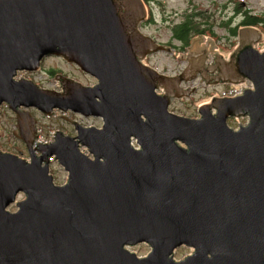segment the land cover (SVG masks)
<instances>
[{"label": "water", "instance_id": "obj_1", "mask_svg": "<svg viewBox=\"0 0 264 264\" xmlns=\"http://www.w3.org/2000/svg\"><path fill=\"white\" fill-rule=\"evenodd\" d=\"M147 20L144 0H0L1 122L6 104L30 156L0 150V264H264L263 33L241 27L229 57L214 53L207 67L195 37L186 68L170 76L144 62L174 52L141 30ZM51 56L96 84L58 74L56 91L15 78ZM198 77L253 87L213 97L198 118L171 112L197 91L181 83ZM31 109L103 125L62 115L77 135L35 146ZM51 157L68 172L62 185ZM142 243L145 256L129 249ZM182 246L193 252L177 260Z\"/></svg>", "mask_w": 264, "mask_h": 264}, {"label": "rangeland", "instance_id": "obj_2", "mask_svg": "<svg viewBox=\"0 0 264 264\" xmlns=\"http://www.w3.org/2000/svg\"><path fill=\"white\" fill-rule=\"evenodd\" d=\"M147 4L149 11V18H153L151 23L149 22L148 27L142 28V31L145 34H148L158 40L163 42L169 41L172 42L175 49L173 53L161 52L152 55L145 62L150 64L152 67L159 70L160 73L167 75H177L186 65L185 62V54L187 50L184 48V45L179 41L174 40V28L185 21L190 13H195L197 15V19L195 21L204 22L203 27H206L209 24V28L211 30V35L204 36L202 41L199 40L197 42L198 47H204V45H209V43H215L217 46L216 51L214 53H221L224 56H228L233 51L234 47V39L230 36L228 29L224 28L222 23H224L225 19L227 21H232L230 24L232 27H237L241 25L242 21H244V17L237 16L233 18L235 14L243 12H248L250 15H256L259 18H264V0H144ZM227 6L224 13L223 7ZM237 9V11H236ZM235 10V14L232 15ZM194 11V12H193ZM243 14V13H242ZM232 20H229L231 19ZM228 26V25H227ZM230 26V25H229ZM240 29V28H239ZM239 31V30H237ZM238 33V32H237ZM191 38L192 40L195 38ZM197 38V37H196ZM191 40V42H192ZM183 46V47H182ZM237 46V45H236ZM235 46V47H236ZM260 50H264V42L261 45ZM56 70L67 72L70 75L74 76L75 79L83 83L84 85H92L91 83L94 81L90 77L86 76V74L81 73L78 69L72 68L66 65L64 62L59 60L55 56L47 57L44 60V64L42 63V71L40 73L36 72L34 74H25L21 73L20 75H24L27 78L34 80L36 83L50 89H57L59 82L56 81V76L61 72L57 73L55 76L48 73L49 70ZM38 73V74H37ZM248 87H253V84L247 80L245 82ZM226 86H219L217 88H213L209 91H205L203 89L198 90L196 94L191 97L189 101L177 102L176 106L172 107V111L187 115L192 117L197 116L199 104L209 99L215 97V95L219 94L223 88ZM6 113L7 121L1 122L0 118V150L12 152L22 156L23 158L29 159V155L25 144L16 139L12 130L15 124V115L12 111L7 110V108L3 109ZM32 114L38 120V127L42 130L41 135L43 139L46 141L53 140V135L57 131H62L68 135H76V131L72 124L64 120L61 116V113L58 112L53 117H46L37 109L30 110ZM69 115V116H68ZM67 117L78 121L80 124L84 126H97L101 127L103 124L102 119L95 117H83L78 114L68 113ZM247 119H233L229 120V125L238 128L240 124H245ZM82 151L88 153L84 148ZM50 172L54 175V182L56 184H64L68 180V172L57 162L52 161L50 165ZM24 195L21 194L18 196V200H22ZM10 211H16V205L11 206ZM131 251L137 253L138 256L147 255L151 247L146 244H138L134 247L129 248ZM193 252L191 247L182 246L178 248L174 254L177 260L182 259Z\"/></svg>", "mask_w": 264, "mask_h": 264}, {"label": "flooded vegetation", "instance_id": "obj_3", "mask_svg": "<svg viewBox=\"0 0 264 264\" xmlns=\"http://www.w3.org/2000/svg\"><path fill=\"white\" fill-rule=\"evenodd\" d=\"M227 9V6L225 5V7H223V10H224V13H226L225 12V10ZM151 10V8H149V11ZM236 11H237V9H236ZM236 12H235V10L233 11V13H232V15L233 14H235ZM243 13V14H242ZM243 16L244 18H247V17H257V18H259L258 16H257V14L256 15H250V14H248V12H243V11H241L240 13H239V15L238 14H235L234 15V17L233 18H236L237 16ZM150 17V16H149ZM260 19V18H259ZM153 20V18H149L146 22H144V23H142L141 24V30H142V28H144V27H148L149 26V24L151 23V21ZM228 19H225V21H224V23H222V24H224V25H222L224 28H226V29H228V31H229V33H230V36L235 40L234 41V47H233V49L235 48V46L238 44V31L237 30H239V28H241V27H244V26H255V27H257L262 33H263V36H262V40H263V42H264V22L262 21V22H260V23H258V24H256V25H251L250 23H245L244 24V21H242V23H241V25H238L237 27H232V25L230 24V22H232V21H227ZM229 20H232V18L231 19H229ZM263 20H264V18H263ZM149 22V24H147ZM228 25V26H227ZM230 25V26H229ZM209 26V24L206 26L207 28H209L208 27ZM236 29V33L235 34H233V31ZM212 33H211V30H210V28H209V30H205V33L204 34H202L203 36H207V35H211ZM148 35V34H147ZM150 36V35H149ZM197 36H199V35H197ZM152 37V36H151ZM154 38V37H153ZM173 38H174V40H176V41H179L181 44H183L184 45V43L181 41V40H179V39H177L176 37H175V35L173 34ZM205 38V37H204ZM159 44H163V45H166V46H172L174 49H175V47H174V45H173V43L172 42H169V41H166V42H163V41H161V40H158V39H156V38H154ZM192 40V39H191ZM262 42V43H263ZM262 43L261 44H258V46H257V48H261V45H262ZM190 45H191V41H190V43L188 44V45H184V48L187 50V52H188V50H189V47H190ZM215 46H217L215 43L213 44V43H209V47H207V45H204V47H202V48H205L206 50H204L205 51V54H207L208 55V58L206 59V61H205V66L207 67L208 66V64L210 63V62H212L213 61V59H211L212 57H213V54H214V52L216 51V47ZM183 47V46H182ZM203 51V52H204ZM186 55V54H185ZM226 57H228L227 55H226ZM58 59L59 60H61L62 62H64L66 65H68V66H70V67H74V68H77V66L75 65V64H69L68 62H66L64 59H62V58H60V57H58ZM186 64H187V62H186ZM185 67H186V65H185ZM185 67L183 68V70H181L178 74H180L181 72H183L184 71V69H185ZM59 72H61L60 74H63V75H65V76H67V77H70V78H73V79H75V77L74 76H72V75H70L69 73H67V72H62V71H59ZM58 71H56V70H54V69H50L49 71H48V73L49 74H51V75H56L57 73H59ZM81 72V71H80ZM82 73V72H81ZM27 74H34V73H31V72H28ZM177 74V75H178ZM77 80V79H76ZM94 80V79H93ZM78 81V80H77ZM208 82V81H207ZM92 85H94V84H96V80H94L92 83H91ZM190 85H193V86H196L197 88H200V89H203V90H205V91H209V90H211L212 88H214L213 86H210V84L208 85V84H206L205 82H202V79L200 78V77H198L193 83H184V82H182L181 83V86L182 87H184V88H187L188 86H190ZM161 92V91H160ZM196 93H197V91H196ZM195 93V94H196ZM218 96H219V94H217ZM216 95V96H217ZM191 97H193V96H191ZM191 97L190 98H187V99H183V100H180V101H176L174 104H173V106H176V103L177 102H183V101H189V100H191ZM208 101H210V99L208 100ZM208 101H205V102H202V103H206V102H208ZM202 103H200V104H202ZM199 104V105H200ZM6 109L7 108V105L6 104H4V105H2V110L3 109ZM7 110H9L8 108H7ZM197 116H199V113L197 114ZM197 116H192V117H197ZM0 118H1V116H0ZM7 120V119H6ZM1 121H2V119H1ZM33 129H34V135L36 134V132H37V129H38V126H37V124L35 125V127H33Z\"/></svg>", "mask_w": 264, "mask_h": 264}, {"label": "trees", "instance_id": "obj_4", "mask_svg": "<svg viewBox=\"0 0 264 264\" xmlns=\"http://www.w3.org/2000/svg\"><path fill=\"white\" fill-rule=\"evenodd\" d=\"M194 12V11H193ZM191 15H188L185 21L178 24L174 28V35L177 39L181 40L184 45H188L191 41V38L197 35H202L205 33V30H209L207 27H203L204 22L201 23V21H195L197 18V15L195 13H190ZM264 22L263 18H257V17H247L244 18V24L250 23L251 25H256L260 22ZM236 33V29L233 31V34Z\"/></svg>", "mask_w": 264, "mask_h": 264}, {"label": "built area", "instance_id": "obj_5", "mask_svg": "<svg viewBox=\"0 0 264 264\" xmlns=\"http://www.w3.org/2000/svg\"><path fill=\"white\" fill-rule=\"evenodd\" d=\"M246 86H247V84H244V83L237 85V86H231L230 88L224 90L223 94L226 96H236V95L240 94ZM46 142H48V141L44 140L42 135L37 140V143L46 144Z\"/></svg>", "mask_w": 264, "mask_h": 264}]
</instances>
